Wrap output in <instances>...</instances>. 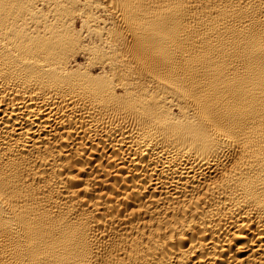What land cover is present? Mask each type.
I'll return each instance as SVG.
<instances>
[{
    "label": "bare ground",
    "instance_id": "obj_1",
    "mask_svg": "<svg viewBox=\"0 0 264 264\" xmlns=\"http://www.w3.org/2000/svg\"><path fill=\"white\" fill-rule=\"evenodd\" d=\"M0 264H264V0H0Z\"/></svg>",
    "mask_w": 264,
    "mask_h": 264
}]
</instances>
